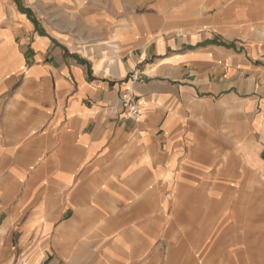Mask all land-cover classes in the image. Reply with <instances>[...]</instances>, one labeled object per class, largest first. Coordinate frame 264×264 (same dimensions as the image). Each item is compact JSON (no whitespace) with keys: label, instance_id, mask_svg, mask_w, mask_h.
I'll return each mask as SVG.
<instances>
[{"label":"crops","instance_id":"obj_1","mask_svg":"<svg viewBox=\"0 0 264 264\" xmlns=\"http://www.w3.org/2000/svg\"><path fill=\"white\" fill-rule=\"evenodd\" d=\"M163 182L170 250L206 209L262 253L264 0H0V264L143 259Z\"/></svg>","mask_w":264,"mask_h":264},{"label":"rangeland","instance_id":"obj_2","mask_svg":"<svg viewBox=\"0 0 264 264\" xmlns=\"http://www.w3.org/2000/svg\"><path fill=\"white\" fill-rule=\"evenodd\" d=\"M165 8V7H164ZM169 9V8H168ZM162 187H165L162 191V199L163 201L167 200V208H166V219L159 222L161 226V235L159 234L158 237L152 236L151 240V247L152 250L146 253L145 257L142 259H131L130 253L123 254H114L112 258L116 259V264H264V248L261 254H252L251 251H248L247 247L240 248L241 246L235 245L231 253L229 252V246L225 243L224 239L221 238L223 235L222 231V224H223V217L222 215H214L212 217V212H204L197 211L193 213V217L196 219L193 222H189V220H183V225L180 227V233L176 234L177 236H182L184 234V241L181 244L177 245L175 240L170 236L173 240V247L170 250V243L166 236L164 235L165 230L171 223V219L173 218L172 214L176 209L175 203V191L174 186L169 185L168 182H163ZM116 192V190H114ZM91 191L88 190V195L86 199H92L93 197L90 196ZM110 193H113L112 191ZM116 196H118L116 194ZM132 201V199H131ZM163 205V203H161ZM162 207V206H161ZM72 212H67L63 214L61 217L62 220L67 219L68 217L72 216ZM193 233L194 235L198 232L199 239L201 235L207 234V236H203L202 240L197 243H191L190 238L188 237L187 232ZM209 232V235H208ZM152 235V234H151ZM113 238V237H112ZM128 247V245H126ZM159 247V252L157 248ZM109 246H104L103 251L101 254L103 255V262L105 263V259L110 257V252H107ZM124 248V247H123ZM130 252V249H129ZM192 252V253H191ZM155 256V259L151 258L150 256ZM256 256L258 258H256ZM151 258V259H150ZM136 260V261H135ZM150 260V261H149ZM114 264V263H113Z\"/></svg>","mask_w":264,"mask_h":264},{"label":"built area","instance_id":"obj_3","mask_svg":"<svg viewBox=\"0 0 264 264\" xmlns=\"http://www.w3.org/2000/svg\"><path fill=\"white\" fill-rule=\"evenodd\" d=\"M134 79H137L139 76L135 72L133 74ZM122 106L128 113L132 116L135 121H139L141 118V110L139 107V100L131 89L124 91L122 95Z\"/></svg>","mask_w":264,"mask_h":264}]
</instances>
